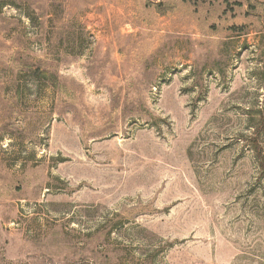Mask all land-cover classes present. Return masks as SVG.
<instances>
[{"label":"rangeland","instance_id":"rangeland-1","mask_svg":"<svg viewBox=\"0 0 264 264\" xmlns=\"http://www.w3.org/2000/svg\"><path fill=\"white\" fill-rule=\"evenodd\" d=\"M264 0H0V264H264Z\"/></svg>","mask_w":264,"mask_h":264},{"label":"trees","instance_id":"trees-1","mask_svg":"<svg viewBox=\"0 0 264 264\" xmlns=\"http://www.w3.org/2000/svg\"><path fill=\"white\" fill-rule=\"evenodd\" d=\"M264 114V110H262V115ZM253 134H252V142H254V149H255V153H256V157L259 160V163H261L263 157L259 151V147H258V138L260 137V133L264 130V117L260 120H258V122L256 124H253ZM262 167L264 168V164H262Z\"/></svg>","mask_w":264,"mask_h":264}]
</instances>
